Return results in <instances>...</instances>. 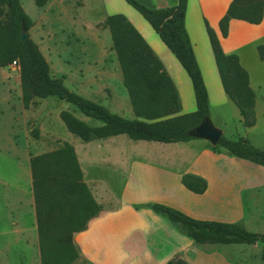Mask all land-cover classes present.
<instances>
[{"label": "trees", "instance_id": "obj_1", "mask_svg": "<svg viewBox=\"0 0 264 264\" xmlns=\"http://www.w3.org/2000/svg\"><path fill=\"white\" fill-rule=\"evenodd\" d=\"M45 2L34 0L38 7ZM126 2L150 25L188 75L195 100L194 111L180 113L181 102L172 79L137 29L118 13L106 15L101 25L110 34L111 49L119 63L122 84L134 115L132 119L111 112L106 106L70 90L64 84L63 76L51 75L49 64L37 44L29 35L24 40L20 37L21 25L27 30L32 25L20 0H0V67L16 62L25 109L36 99L55 96L85 116L100 121L99 125H90L68 110L59 112L67 130L83 142L121 134L133 141L164 143L198 138L192 130L205 118H210L209 98L185 29L187 0H177L173 6L156 9L137 0ZM263 11L264 0H231L218 21L220 37L228 35L231 19L258 24L263 19ZM205 28L221 87L238 109L242 125L253 126L255 94L249 83V74L237 54L223 51L218 34L206 21ZM256 50L259 59L264 61V43L258 44ZM181 77L185 80L184 76ZM31 133L38 138L37 129H32ZM215 147H222L232 156L264 166V149L252 145L245 138H228L221 134ZM29 169L40 264H73L80 257L74 234L85 230L89 220L98 215L102 206L84 181L77 153L70 143L61 141L53 150L30 156ZM180 181L187 190L196 194L207 188L206 179L192 173L182 174ZM148 206L179 224L186 236L196 243H264V234L249 231L236 222L196 219L159 202ZM260 257L264 261V249ZM167 264L186 262L176 258Z\"/></svg>", "mask_w": 264, "mask_h": 264}, {"label": "crops", "instance_id": "obj_2", "mask_svg": "<svg viewBox=\"0 0 264 264\" xmlns=\"http://www.w3.org/2000/svg\"><path fill=\"white\" fill-rule=\"evenodd\" d=\"M137 1L152 9L173 6L177 3V0ZM230 2L231 0H187L185 10V29L207 88L210 112L211 92L204 74L205 66L209 67V73L215 80L213 89L214 95L217 97L216 107H222L228 111L230 110L228 106L233 103L227 98L221 87L206 33L205 21L218 34L223 51L237 54L242 66L241 50L247 45H254L256 49L258 44L264 43V11L263 19L258 24L231 19L228 35L225 38L220 37L218 21ZM137 13H134L137 17L131 14L134 20L128 14L126 16L172 79L181 102V113L194 111L195 103L191 107L183 109L177 82L167 70L163 57L170 59L171 63L174 60L176 63L172 64L176 69L178 67L181 74H184V69L150 25ZM135 19L139 20L147 28V31L141 30L139 24H135ZM149 37L153 38L155 43L157 42L159 49L153 45ZM256 56H258L257 50ZM16 71L18 72V69ZM9 73L7 67H0L1 85L8 80ZM249 83L252 88L250 76ZM254 94L255 123L253 126L244 127L242 125L238 109L237 123L240 127L238 125L237 128L233 127L232 129L227 127V118H217L216 124L211 116L210 120L224 136L228 138L242 137L252 145L264 149V124L257 121L255 110L257 94L255 91ZM232 132L236 134L232 136ZM136 141L145 143L130 145V147L128 144L129 150L115 157L120 158L121 162L126 163V167H128V180L123 191L127 194L130 189L132 193L152 190L159 196L148 199V202L143 203L139 210L134 209L131 206L132 202L126 201L125 197L120 199L119 205L112 210H104L102 207L98 215L89 220L85 230L74 234V241L80 249L78 259H83L86 264H167L176 258L183 259L186 264H264L260 257V252L264 249L263 242L221 244L223 247L220 248L211 245L214 243H196L186 236L179 224L172 222L165 215L153 211L148 206L152 202H159L178 208L196 219L236 222L249 231L264 234V219H261L259 211H254L258 201L261 200V198H257V195L264 193V166L229 155L227 150L228 153L222 151V147H215L208 140L202 138L168 143ZM129 151L132 154H127ZM27 167L29 168V159ZM184 173H192L205 178L207 181L206 190L200 194L187 190L180 181L181 175ZM26 176V179L28 178L27 189L18 186L14 192H11L14 206L12 210L10 208L12 213L10 217L18 218V227L14 232L19 233L24 242L32 246L34 249L33 258L37 257L40 261L37 232L36 238L34 231L26 232L28 228L36 229L30 171H27ZM2 184L8 186L5 182ZM130 184L133 189L128 188ZM245 195H247L246 198ZM245 201H248L252 206L253 212L250 215L245 212ZM115 216L122 217L123 221L125 219L132 222L127 221L124 227L120 261L110 247H105L106 244H109L108 242L99 245L95 240L98 232L94 226L100 222H107L108 219H114ZM27 217L30 218L29 224H26ZM17 223L12 222V225L15 226Z\"/></svg>", "mask_w": 264, "mask_h": 264}, {"label": "rangeland", "instance_id": "obj_3", "mask_svg": "<svg viewBox=\"0 0 264 264\" xmlns=\"http://www.w3.org/2000/svg\"><path fill=\"white\" fill-rule=\"evenodd\" d=\"M20 2L32 20V25L27 30L28 35L47 60L51 75L63 76L64 84L70 90L106 106L111 112L125 118H134L122 84L121 69L111 49L109 31L101 24L107 14L118 13L126 18L128 14L134 20L132 15L137 13L136 10L126 0H46L41 7L36 6L34 0ZM134 22L139 24L141 30L147 31L139 20L135 19ZM149 39L157 48V42L151 37ZM163 61L177 82L183 109L191 107L195 100L188 75L185 71L184 74L177 71L172 64L176 63L174 60L171 63L170 59L163 57ZM241 62L248 71L252 88L257 94V121L264 124V61L256 56L254 45H247L241 50ZM7 68L10 72L7 75L8 80L0 84V264H40L37 257L33 258L32 246L27 245L23 237L14 232L18 227V218L10 217V208L12 210L14 206L11 192L18 186L27 189L26 175L30 171L27 167L30 156L53 150L61 141L70 143L77 153L84 181L104 210L116 208L119 200L124 197L126 201L132 202L134 209L139 210L148 199L157 198L159 195L152 190L132 193V184L129 185L127 194L123 191L128 180V167L120 158L115 157L126 153L130 145H142L145 142L133 141L123 134L105 140L81 141L65 127L59 117L61 110L70 111L90 125H99L101 122L85 116L76 107L55 96L36 99L34 104L25 109L17 66L10 65ZM204 74L211 92L210 116L215 120L213 122L216 124L217 118H227V127L237 128L239 125L236 106L230 104L228 109L231 111L216 107L217 97L214 95L211 82L213 75H210L209 67H204ZM181 75L186 77L185 80ZM32 129L38 130V138L33 136ZM235 134L232 132V136ZM221 149L228 153L226 149ZM127 154L132 153L129 151ZM3 182L8 186H4ZM257 198L261 200L254 211H259L261 219H264V193H259ZM245 208L247 215L253 212L248 201H245ZM29 219L27 217L26 224H29ZM127 221L132 223L131 220L123 221L122 217L115 216L107 222L96 224V232L101 231L96 233V242L99 245L108 242L105 247H110L114 255L119 257L123 249L121 240ZM12 222L17 224L13 226ZM31 231H34L36 238V229L26 230L27 233ZM211 245L223 247L221 244ZM120 260L119 257L118 261ZM73 264L86 263L83 259H77Z\"/></svg>", "mask_w": 264, "mask_h": 264}, {"label": "water", "instance_id": "obj_4", "mask_svg": "<svg viewBox=\"0 0 264 264\" xmlns=\"http://www.w3.org/2000/svg\"><path fill=\"white\" fill-rule=\"evenodd\" d=\"M20 37L22 40L28 37V31L23 24L20 29ZM192 134L198 138L206 139L211 144L216 145L221 135V130L214 126L210 118H205L192 130Z\"/></svg>", "mask_w": 264, "mask_h": 264}, {"label": "bare ground", "instance_id": "obj_5", "mask_svg": "<svg viewBox=\"0 0 264 264\" xmlns=\"http://www.w3.org/2000/svg\"><path fill=\"white\" fill-rule=\"evenodd\" d=\"M211 82H212V84H213V87H214L215 80H214V78H213V77H211Z\"/></svg>", "mask_w": 264, "mask_h": 264}, {"label": "built area", "instance_id": "obj_6", "mask_svg": "<svg viewBox=\"0 0 264 264\" xmlns=\"http://www.w3.org/2000/svg\"><path fill=\"white\" fill-rule=\"evenodd\" d=\"M11 65H13V66H16V62H15V61H13Z\"/></svg>", "mask_w": 264, "mask_h": 264}]
</instances>
